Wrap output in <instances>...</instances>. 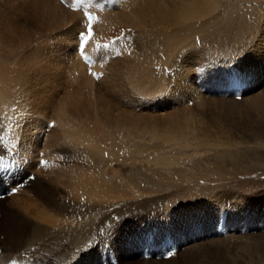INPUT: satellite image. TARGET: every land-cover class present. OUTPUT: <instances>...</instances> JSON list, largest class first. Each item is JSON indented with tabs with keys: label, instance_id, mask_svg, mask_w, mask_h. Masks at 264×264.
<instances>
[{
	"label": "rangeland",
	"instance_id": "374dc122",
	"mask_svg": "<svg viewBox=\"0 0 264 264\" xmlns=\"http://www.w3.org/2000/svg\"><path fill=\"white\" fill-rule=\"evenodd\" d=\"M76 1L68 4L75 6L70 11L56 0H0V70L5 77L0 85L4 92L0 100V250L14 245L22 249L39 241L40 247L48 250L42 251L41 258L51 256L54 264H74L86 251L92 254L93 264H264V143L259 142L264 140V120L258 108L244 101L252 98L249 95L254 87L264 90L261 60L250 56L252 51L264 54V21L257 23L263 0H216L210 15L182 26L170 20L167 0H120L112 8L107 6L110 0H93L98 1L95 5ZM86 8L96 20L88 24L94 49L102 48L111 55L103 61L109 70L93 59L88 42L83 53L89 65L78 57V35L87 26L81 11ZM110 14L120 17L114 21ZM121 28L126 33L119 34L118 42L115 36ZM70 30L77 48L68 54L61 45ZM153 34L154 51H138L133 39L140 36L149 46L147 38ZM126 38L129 40L124 41ZM231 64L250 79L247 91L240 99L209 95V89L220 85L212 81L216 75L233 74ZM161 67L174 68L176 73L165 77L157 70ZM136 68L154 74L152 99L133 94L137 92L129 83ZM88 69L99 74L98 81L87 74ZM103 75L109 78L103 80ZM198 79L202 84H197ZM97 86L101 94L96 92ZM200 87L206 91L201 92ZM20 94L25 96L18 97ZM102 98L112 114L107 118L105 110L98 108ZM2 107H8L9 113ZM125 111L142 118V131L134 133L128 122L120 129L123 136L118 135V129L104 127V118L114 120V115ZM171 113L190 130L184 134L168 129L166 118ZM95 125L96 130H110L115 145L126 135L127 148L111 147L114 154L108 147L95 150L86 144L85 149L82 143H90ZM204 131L208 139L199 140L201 146L194 148V134L200 138ZM100 138L101 134L95 136L97 141ZM216 144L220 146H212ZM131 152L135 159L128 158ZM108 154L114 161L105 164L102 156ZM41 159L47 164L41 166ZM91 180L97 183L96 188L88 186ZM10 190L17 191L11 194ZM86 194H94V198ZM101 195L110 200L104 201ZM219 210L227 216L222 233L217 235ZM42 218L54 219L56 225L90 218L93 225L75 246L64 237L47 238L43 231L53 224ZM169 234L176 239L174 255L167 259L151 251L153 255L145 259V249L151 245L149 235H154V243ZM15 254L22 257L25 253Z\"/></svg>",
	"mask_w": 264,
	"mask_h": 264
},
{
	"label": "bare ground",
	"instance_id": "6f19581e",
	"mask_svg": "<svg viewBox=\"0 0 264 264\" xmlns=\"http://www.w3.org/2000/svg\"><path fill=\"white\" fill-rule=\"evenodd\" d=\"M50 1V0H49ZM53 1V0H52ZM92 1V2H91ZM88 0L87 2L91 5L92 3H93V5H95L96 4V2H98V1H93V0ZM146 1V0H145ZM168 1V16H170L171 17V19L170 20H172V21H174V23H176L177 25H179V26H182V24L181 23H183L184 24V22H188V21H194L195 19H200V18H204V16H208V15H210L211 14V12L212 11H214L215 10V8H216V0H167ZM233 1V0H232ZM108 2H110V3H108L107 4V6L109 7V8H112V7H115V6H117V5H119L122 1H120V0H110V1H108ZM228 2V1H227ZM49 3V2H48ZM53 2H51V4H52ZM50 4V5H51ZM55 5H56V3H54ZM53 4V5H54ZM236 4V3H235ZM49 5V4H48ZM92 5V6H93ZM234 5V4H233ZM231 6H232V4H231ZM47 7V6H46ZM234 7H235V5H234ZM59 8V7H58ZM95 8V7H94ZM232 9V8H231ZM259 9H260V14L259 15H257V19H258V21H257V23H259L260 21H264V0H263V3H262V5H260V7H259ZM45 10H47V9H45ZM49 11V10H48ZM54 11H56V9L54 10L53 9V12ZM114 11V10H113ZM138 11V10H137ZM141 11V10H140ZM255 12H256V9H255ZM106 13H107V11H106ZM125 12H123V14H124ZM134 14V13H133ZM256 14V13H255ZM99 15V14H98ZM98 15H97V18H98ZM107 15V14H106ZM105 15V16H106ZM111 15V16H110ZM109 16L111 17V18H113V20H114V17L115 18H119L120 17V15H112V14H110ZM91 17H92V20L91 21H89L88 20V18H85L84 17V19H81L86 25H88V24H91V25H93V24H95V22H96V20H95V18H94V15H90ZM101 16V15H100ZM99 16V17H100ZM104 16V15H103ZM121 16H122V14H121ZM134 16V15H133ZM255 16V15H254ZM96 17V16H95ZM126 17V16H125ZM124 17V18H125ZM137 17V16H136ZM139 17V16H138ZM73 18V17H72ZM101 18H102V16H101ZM104 18V17H103ZM102 18V19H103ZM123 18V17H122ZM123 18V19H124ZM99 20V19H98ZM81 21V22H82ZM115 21V20H114ZM197 21V20H196ZM82 22V23H83ZM178 22H180V23H178ZM83 23V24H84ZM117 23V22H116ZM120 23V22H119ZM130 23V22H129ZM154 24V23H153ZM260 24H262V22L260 23ZM259 26V25H258ZM153 27H154V25H153ZM178 27V26H177ZM176 27V28H177ZM187 27V26H186ZM129 28V27H128ZM150 29H152V28H150ZM170 30V29H169ZM264 30V29H263ZM162 31V30H161ZM164 31V30H163ZM165 31H166V29H165ZM173 31V30H172ZM258 31V30H257ZM262 31V30H261ZM170 32V31H169ZM260 32V31H259ZM70 33H71V35L69 34V38L67 39V40H65V38H63V42H64V44L63 45H61V48L62 49H64L65 50V52H68V54H71V52H72V49L74 48L75 49V46H76V48H77V45H75L74 46V40L71 42V39H74V32L72 31V30H70ZM165 33H167V32H165ZM171 33V32H170ZM173 33V32H172ZM186 33H188V32H186ZM161 35V34H160ZM167 35V34H166ZM173 35H174V33H173ZM177 35V34H176ZM190 35V34H189ZM66 36H68V35H66ZM72 36V37H71ZM139 36V35H138ZM137 36V37H138ZM162 36H163V34H162ZM172 36V35H171ZM128 37V36H127ZM136 37V36H135ZM160 38H161V36H159ZM163 38V37H162ZM172 38V37H171ZM171 38H170V40H171ZM155 39H156V37H155ZM157 39H158V37H157ZM157 39L155 40V41H157ZM179 39V38H178ZM127 40H129L128 38H126V39H124V41H127ZM133 40H135V46H136V49H138V51L140 50V51H142V50H144L145 49V51L146 50H153L154 51V34L152 35V36H149V38H147V42H148V45L149 46H145L146 44L145 43H143V38L141 39L140 38V36L138 37V38H136V39H133ZM166 40H168V39H166ZM173 40V39H172ZM175 40V39H174ZM173 40V41H174ZM182 40V39H181ZM181 40L179 39L177 42H181ZM165 41V40H164ZM169 41V40H168ZM167 41V42H168ZM173 41H171V42H173ZM159 42V41H158ZM161 42V41H160ZM166 42V41H165ZM170 42V43H171ZM61 43H62V40H61ZM182 44H183V42H181ZM95 43H93L92 42V38H90V40L88 41V44H87V48L88 47H90V52H91V54H92V56H93V59L95 60V61H97V63H98V65H99V67H101L103 70L106 68V69H108V65L106 64V62L110 59V54L109 53H105L104 52V49L102 50V48H100L99 50H96V49H94V47H95ZM124 45V43L122 44V46ZM74 46V47H73ZM121 46V47H122ZM128 46V45H127ZM171 46V45H170ZM173 46V45H172ZM171 46V47H172ZM174 47V46H173ZM98 48V47H97ZM8 49V48H7ZM10 49H11V47H10ZM9 49V50H10ZM73 49V50H74ZM123 49V48H122ZM54 50V49H53ZM63 50V51H64ZM102 50V51H101ZM125 50V49H124ZM166 50V49H165ZM167 50H168V48H167ZM171 50V49H170ZM168 52H170V51H168ZM9 53H10V51H9ZM13 53V52H12ZM167 53V52H166ZM263 53V52H262ZM262 53H260V52H258V51H252L251 52V54H250V56H254V57H256V58H254L253 57V59L255 60V61H258V60H261V63H259V65L261 64V66L263 65V67H261L262 68V70L264 71V54H262ZM4 54V53H3ZM67 54V53H66ZM130 54H132V53H130ZM136 54H138L137 52H136ZM9 55V54H8ZM34 55V54H33ZM149 55V54H148ZM151 55V54H150ZM10 57V56H9ZM76 57V56H75ZM25 58V57H24ZM77 58V57H76ZM107 58H109V59H107ZM152 58V57H151ZM10 59V58H9ZM107 59V60H106ZM8 60V59H7ZM29 60V59H28ZM74 60V59H73ZM80 60V59H79ZM104 60H106V62H105V65L103 66V61ZM151 60V59H150ZM7 61H5V63H6ZM79 62V61H78ZM80 62H81V60H80ZM260 62V61H259ZM9 63H10V61H9ZM254 63V62H253ZM7 64V63H6ZM52 64V63H51ZM79 64V63H78ZM109 65H110V63H108ZM10 65V64H9ZM17 65V64H16ZM46 65V64H45ZM2 66H4V65H2ZM44 66V65H43ZM119 66V65H118ZM256 66H257V64H256ZM13 66L12 65H10V68H12ZM46 67V66H45ZM0 68H1V66H0ZM4 68V67H3ZM14 68H16V67H14ZM18 68H20V67H18ZM17 68V69H18ZM81 68H83V65L81 64ZM7 69H9V68H7ZM6 69V70H7ZM13 69V68H12ZM84 69V68H83ZM110 69V68H109ZM108 69V70H109ZM20 70V69H19ZM25 70H26V68H25ZM85 70V69H84ZM96 70H97V68H96ZM255 70V69H254ZM259 70V69H258ZM4 71V70H3ZM9 71H11V70H8V72ZM18 71V70H17ZM48 71V70H47ZM53 71V70H52ZM74 71V70H73ZM100 71V70H99ZM113 71V70H112ZM7 72V71H6ZM13 72H14V70H13ZM109 72V71H108ZM14 73H16V72H14ZM102 73V72H101ZM18 74V73H17ZM107 74V73H106ZM16 75V74H15ZM26 75V74H25ZM28 75V74H27ZM26 75V77H28ZM38 75V74H37ZM258 75V74H257ZM260 75V74H259ZM104 76V78H102L101 77V79H103V80H107V78H109V76L108 75H103ZM183 76V75H182ZM11 77V76H10ZM17 77V76H16ZM39 77V76H38ZM54 77V76H53ZM256 78H258L257 76H255ZM255 77L254 76H252L251 78L253 79V80H255ZM12 78V77H11ZM22 78V77H21ZM260 78H263L262 80H264V74H263V77L262 76H260ZM5 79V77H4V75L2 74V71L0 70V85H2V80H4ZM15 79V78H14ZM27 79V78H26ZM161 79V78H160ZM180 79V78H179ZM25 80V79H24ZM131 82L129 83V85L132 87V89L133 90H135L137 93H133V94H135L136 96H140V95H149V96H151L150 98L152 99V95H153V93H154V74L152 73V71H145L144 73H141V71H139L138 70V68H136L135 69V72H134V78H131ZM163 80V79H162ZM161 80V81H162ZM173 80V79H172ZM257 80H259V78L257 79ZM15 81V80H14ZM37 81V80H36ZM79 82H82L81 80H79ZM15 83V82H14ZM26 83V82H25ZM50 83V82H49ZM162 83V82H161ZM11 84V82L9 81V82H7V85H9V86H11L10 85ZM12 84H13V82H12ZM79 84V83H78ZM30 85V84H29ZM28 85V86H29ZM50 85V84H49ZM87 85V84H86ZM90 85V84H89ZM5 86V85H4ZM17 86H19V85H17ZM88 86V85H87ZM160 86H161V84H160ZM12 87H13V85H12ZM58 87V86H57ZM157 87H159V86H157ZM15 88V87H14ZM20 88H22V87H20ZM53 88V87H52ZM89 88V87H88ZM162 88H165L164 86L162 87ZM33 89V88H32ZM99 89V90H98ZM178 89V88H177ZM259 89H261V87L260 88H257V87H254L253 89H252V95L250 96L249 95V97H252V98H247L246 99V97H245V99H244V101L245 102H247V101H249V102H247V103H250V104H252V107L254 108H258L260 111H261V115H262V118H263V120H264V90L263 91H261V90H259ZM5 90H6V88H5ZM11 90V89H10ZM22 90V89H21ZM20 90V91H21ZM24 90H25V88H24ZM101 88L99 87V86H97L96 87V92L97 93H99V94H101ZM9 91V90H8ZM48 91V90H47ZM157 91H159V90H157ZM2 92V90H0V100H2V94L4 93H1ZM7 92V91H6ZM12 92V91H11ZM10 92V93H11ZM19 92V91H18ZM22 92V91H21ZM32 93V92H31ZM38 93V92H37ZM44 93V92H43ZM54 93V92H53ZM6 94V93H5ZM16 94V93H15ZM8 95V94H7ZM17 95V94H16ZM27 95V94H26ZM21 96V94L18 96V97H20ZM25 96V95H24ZM24 96H21V98L22 97H24ZM72 96V95H71ZM154 96V95H153ZM28 97V96H27ZM60 97V96H59ZM29 98V97H28ZM200 98V97H199ZM5 99V98H4ZM20 99V98H19ZM24 99V98H23ZM27 98H25V100H26ZM17 100V99H16ZM57 100V99H56ZM148 100H150V99H148ZM13 101V100H12ZM20 101V100H19ZM22 101V100H21ZM54 101V100H53ZM153 101V100H152ZM7 102H9V101H7ZM6 102V103H7ZM18 102V101H17ZM16 102V103H17ZM11 103V102H10ZM15 103V102H14ZM19 103V102H18ZM25 103V102H24ZM23 103V104H24ZM105 103H107L106 101H104V99L102 98V99H99V101H98V108L99 109H104L105 111L103 112V114H104V117H108V116H112V114H109V107L108 106H106L105 105ZM4 105V104H3ZM247 105V104H246ZM14 106V105H13ZM17 106H19V105H17ZM23 106V105H22ZM16 107V106H15ZM3 108V110L5 111V112H8L9 111V108L8 107H2ZM14 108V107H13ZM18 108V107H17ZM11 109V108H10ZM19 109V108H18ZM23 109V108H22ZM14 110H15V108H14ZM259 110H257V111H259ZM17 111V110H16ZM21 111V110H20ZM123 111V110H122ZM3 112V111H2ZM12 112H14V111H12ZM23 112V111H22ZM27 112V111H26ZM4 113V112H3ZM9 113V112H8ZM11 113V112H10ZM17 112H15L14 114H16ZM24 113V112H23ZM120 113V112H119ZM144 114V113H143ZM168 114V113H167ZM25 115V114H24ZM162 115V114H161ZM174 114H170V117L169 116H167V118H166V120H167V122H168V129H170L171 127H172V129L174 130V131H176V132H178L179 130V132H187L188 131V127L189 126H187V124H186V126H187V128L185 127V126H182L181 124H180V122L178 123L176 120H178V119H180L179 118V116L177 115V114H175L174 116H173ZM27 116V115H26ZM12 117V116H11ZM18 117V116H17ZM27 117H29V116H27ZM113 117H115V119L114 120H111V119H105L104 118V127L105 128H108V129H111L110 127H112L113 129H118V130H116V132L118 133V135L119 134H121L123 131H121L120 129H122V128H124L125 126H126V123L128 122V124H130L131 125V130H134V133H136L137 134V129H138V131H142V129H141V123H139V122H141V119L142 118H140V116L138 115V114H136V113H134V114H130V113H127L126 111L125 112H121L120 114H118V115H114ZM161 117V116H160ZM2 118H4V117H2ZM7 118V117H6ZM60 118V117H59ZM189 118V117H188ZM12 119V118H11ZM14 119V118H13ZM23 119H25V118H23ZM28 119V118H27ZM30 119V118H29ZM58 119V118H57ZM130 119V120H129ZM191 119V118H190ZM10 120V119H9ZM144 120V119H143ZM58 120H56V122H57ZM184 122V121H183ZM31 123V122H30ZM29 123V124H30ZM26 124V123H25ZM60 126H61V124H59ZM181 125V126H180ZM192 125V124H191ZM83 126V125H82ZM93 126V125H92ZM65 127V126H64ZM80 127V126H79ZM103 127V128H104ZM191 127H193V126H191ZM72 128V127H71ZM70 128V129H71ZM74 128V127H73ZM93 129H91L90 131L93 133V138H92V140L90 141V143L88 142V143H86V141H85V143H82L84 146H85V149H86V144L87 145H92V146H89L90 148H92L93 149V147L95 148V150H96V147L98 148V147H100V146H102V147H108V150H109V152L111 153L112 152V148L111 147H113V150L116 148V147H120V148H127V145H125L126 144V141H125V139H126V135L124 136V138L122 139V138H120V145H115V144H113L112 143V141L111 140H113L114 138H113V136L114 135H112L111 134V132H106V131H103V130H98L99 132H97V130L95 129V128H97L96 127V125L94 126V127H92ZM143 128V127H142ZM28 129V128H27ZM66 129H69V128H67V125H66ZM29 130V129H28ZM65 130V129H64ZM86 130V129H85ZM124 130V129H123ZM190 130V129H189ZM24 131V130H23ZM70 131V130H69ZM68 131V132H69ZM127 131H129V129L127 128ZM168 131V130H167ZM60 132V131H59ZM83 131H81V133H82ZM89 132V131H88ZM101 132V133H100ZM154 132V131H153ZM168 132H171L170 130L168 131ZM167 132V133H168ZM178 132V133H179ZM35 133V132H34ZM33 133V134H34ZM85 133H86V131H85ZM182 133V134H183ZM184 133V134H185ZM28 134V133H27ZM26 134V135H27ZM70 134V133H69ZM73 134H74V132H73ZM98 134H101L102 135V138H100V140L99 141H97L96 139H95V136L96 135H98ZM194 134V133H193ZM197 134V133H196ZM35 135H36V133H35ZM75 135V134H74ZM73 135V136H74ZM92 135V134H91ZM124 134H121L120 136H123ZM187 135H190V132L189 133H187ZM23 136V135H22ZM76 136H78V135H76ZM82 136V135H81ZM194 136L195 137H193V139H194V143H196L195 145H194V148H197V147H200L201 146V142L200 143H198L199 142V140H203V139H205V140H207L208 139V134H207V132L206 131H204L203 133H202V135H201V137L200 138H197V135H195L194 134ZM24 137H26V136H24ZM30 137H31V135H30ZM34 137V136H33ZM66 137V136H65ZM103 137L104 138H106V141L104 142V140H103ZM27 138V137H26ZM87 138V137H86ZM33 139V138H32ZM52 139V138H51ZM67 139V138H66ZM71 140V139H70ZM75 140V139H74ZM77 140V139H76ZM75 140V141H76ZM82 140V139H81ZM86 140V139H85ZM89 140V139H88ZM83 141V140H82ZM30 142H33V141H30ZM77 142H79V140L77 141ZM92 142V143H91ZM259 142L260 143H264V140H262V139H259ZM27 143V142H26ZM29 143V142H28ZM37 143V142H36ZM105 143H106V145H105ZM258 143V142H257ZM30 144V143H29ZM42 144V143H41ZM80 144V147H81V143H79ZM104 144V145H103ZM261 144V145H262ZM28 145V144H27ZM73 145V144H72ZM222 145V144H221ZM131 146L132 147H134L135 149H136V143L135 142H133V143H131ZM212 146H220V144L218 145V144H216V145H212ZM29 147V146H28ZM128 147H130V146H128ZM24 148V147H23ZM89 148V149H90ZM110 148V149H109ZM222 148V147H221ZM91 150V149H90ZM92 151V150H91ZM100 151V150H99ZM98 151V153H100ZM90 152V151H89ZM108 152V153H109ZM102 153V152H101ZM113 153V152H112ZM125 153V152H124ZM124 153H123V155H124ZM88 154V153H87ZM114 154V153H113ZM128 153H126V155H127ZM91 155V154H90ZM105 155V154H104ZM88 156H89V154H88ZM101 156V155H100ZM115 156H117V157H119V155H115ZM132 156V158L133 159H135V156H134V154L132 155V152L130 153V154H128V158H130ZM102 157H104V159L102 160V162L103 163H111V162H113L114 161V156H113V158H112V156L110 157L109 156V154L106 156V158H105V156H102ZM128 158L126 159V160H128ZM96 159V158H95ZM125 159V158H124ZM29 160V159H28ZM91 160V159H90ZM95 161V160H94ZM101 160L100 159H98V162H100ZM119 161V160H118ZM139 171V170H138ZM114 174V173H113ZM96 177H98V176H96ZM100 177V176H99ZM104 179V178H103ZM112 179V178H111ZM95 180H97V181H102V179L100 180V179H96L95 178ZM103 181H105V180H103ZM103 184V183H102ZM102 184H100V185H102ZM118 184V183H117ZM116 184V185H117ZM99 185V186H100ZM106 185V184H105ZM119 185V184H118ZM88 186L90 187H94V188H96L97 187V183H95L94 181H90L89 183H88ZM107 186H109L108 185V183H107ZM113 186V185H112ZM120 186V185H119ZM118 187V186H117ZM131 187V186H130ZM99 188V187H98ZM104 188L106 189V187L104 186ZM109 188H111L110 186H109ZM119 188V187H118ZM102 190V189H101ZM110 190V189H109ZM85 191V190H84ZM107 191V190H106ZM73 192V191H72ZM86 193V192H85ZM88 193H90V191L88 192ZM109 194V193H108ZM111 194V193H110ZM88 194H86V196H87ZM96 195H98V194H96ZM126 195V194H125ZM81 196V195H80ZM89 197H91V199H92V197L94 198V194L93 195H88ZM87 196V197H88ZM107 196V195H106ZM95 197H97V196H95ZM126 197V196H125ZM104 198V197H103ZM102 198V195H101V199H103ZM90 199V198H89ZM107 199V198H106ZM105 199V200H106ZM112 199H113V197H112ZM97 200V199H96ZM98 200H100V198L98 197ZM104 200V199H103ZM104 200V201H105ZM108 200H110V197L108 196ZM108 200H106V201H108ZM26 203H24V207H26V205H25ZM36 205V204H35ZM30 206V205H29ZM29 206L27 207L28 209H29ZM13 207V206H12ZM19 207V206H18ZM22 206H20V208H21ZM21 210V209H20ZM23 210H25V208L23 209ZM32 210V209H31ZM12 211V210H11ZM54 212V211H53ZM52 212V213H53ZM55 214V213H54ZM11 215V214H10ZM27 216V215H26ZM29 216H30V214H29ZM28 216V217H29ZM58 217H59V215H58ZM37 218V217H36ZM44 218V217H43ZM42 218V220H45L46 221V219H43ZM65 218V217H64ZM22 219V218H21ZM34 219V218H33ZM38 219V218H37ZM68 219V218H67ZM40 220V219H39ZM39 220H38V222H39ZM60 220V219H59ZM47 221L48 222H50L51 224H53V226H51L50 228H46L48 231H43V234L45 235V236H47V238L49 237V238H58V237H64V239L63 240H65V241H67V242H71V243H73L75 246H78L81 242H82V238L84 237V236H86L87 235V233H89V229H90V227L93 225V221H91V219L90 218H87L86 220H83L82 222H80V223H77V222H74L73 223V220H72V224H65V223H61V224H58V225H56L57 224V221H55L54 219H51V218H48L47 219ZM46 221V222H47ZM64 221H67L66 219L64 220ZM71 221V220H70ZM32 222V221H31ZM40 222H42V221H40ZM47 222V223H48ZM68 222V221H67ZM44 223V222H43ZM25 224V223H24ZM42 224V223H41ZM49 224V223H48ZM1 227V226H0ZM10 228V227H9ZM29 228V227H28ZM31 228V227H30ZM29 228V229H30ZM36 228V227H35ZM39 229V228H38ZM177 229H181V228H177ZM34 230V229H33ZM12 231V230H11ZM23 231V230H22ZM178 231V230H177ZM30 232V231H29ZM32 232V231H31ZM36 232H37V230H36ZM39 232V231H38ZM16 234V233H15ZM33 234V233H32ZM3 235V234H2ZM4 236V235H3ZM34 236V235H33ZM29 237V236H28ZM2 238V237H1ZM35 238V237H34ZM40 238V237H39ZM42 238V237H41ZM37 239V238H36ZM2 240V239H1ZM45 240V239H44ZM43 240V241H44ZM50 240V239H49ZM78 240H81L80 242H77ZM178 240H180V238H178ZM41 241V240H40ZM60 241H62L61 239H60ZM25 242V241H24ZM30 242H32V241H30ZM29 242V243H30ZM55 242V241H54ZM12 243H14V242H12ZM36 244H33V243H31V244H29V246H27V247H22V249H20L21 247H16L17 245H14V247H12V246H6V247H3L4 249L2 250H0V264H54L53 263V261H52V259H51V256H43L42 258H41V255L42 254H44V253H42V251H46V252H48V250H46V248L45 247H43V248H41L40 246L42 245V244H40L39 243V241H36L35 242ZM17 244V243H16ZM27 244V243H26ZM47 244V243H46ZM53 244V243H52ZM56 244V243H55ZM73 245V246H74ZM24 246H26V245H24ZM65 246V245H64ZM99 246V245H98ZM50 248V247H49ZM58 248V247H57ZM82 248V247H81ZM17 251H16V250ZM51 249V248H50ZM76 250V249H75ZM106 250V249H105ZM51 251H52V249H51ZM83 251V250H82ZM95 251H97V250H95ZM16 252H19V253H25V254H23V256L22 257H20L19 255H17V256H13V255H16L15 253ZM50 252V251H49ZM59 253V252H58ZM48 254H50V253H48ZM52 254V253H51ZM57 254V253H56ZM82 254V253H81ZM46 255V254H45ZM76 255V254H75ZM20 258H19V257ZM29 256H30V258H29ZM59 256H61V257H64V254L62 253V252H60V255ZM60 257V258H61ZM68 257V256H67ZM32 258H37V260H35V259H32ZM72 258H70V260H71ZM98 259V258H97ZM103 259V258H102ZM57 261H58V258L56 259ZM55 259H54V261H56ZM61 260L62 261H65L63 258H61ZM56 261V262H57ZM93 262H94V260H93V257H92V254L91 255H88V251H86L85 252V254H84V256H82V257H80L79 258V261H76L74 264H93ZM62 263V262H61ZM72 263V262H71ZM104 263H105V261H104ZM103 263V264H104ZM58 264H59V262H58ZM64 264V263H63ZM67 264V263H66ZM73 264V263H72Z\"/></svg>",
	"mask_w": 264,
	"mask_h": 264
},
{
	"label": "snow or ice",
	"instance_id": "6c2138e0",
	"mask_svg": "<svg viewBox=\"0 0 264 264\" xmlns=\"http://www.w3.org/2000/svg\"><path fill=\"white\" fill-rule=\"evenodd\" d=\"M85 16L88 18L89 21L92 20V17L85 13ZM91 25H89L90 29ZM92 33L91 30H89L88 34L86 36H81V44H80V50L83 51L84 45L88 42L89 38L91 37Z\"/></svg>",
	"mask_w": 264,
	"mask_h": 264
}]
</instances>
